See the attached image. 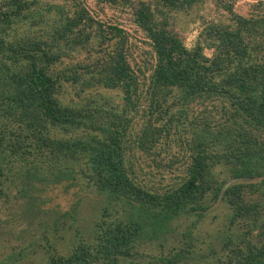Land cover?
Returning <instances> with one entry per match:
<instances>
[{
	"label": "trees",
	"instance_id": "1",
	"mask_svg": "<svg viewBox=\"0 0 264 264\" xmlns=\"http://www.w3.org/2000/svg\"><path fill=\"white\" fill-rule=\"evenodd\" d=\"M56 186L91 219L44 264H264V0H0V201ZM221 202L215 247L195 230Z\"/></svg>",
	"mask_w": 264,
	"mask_h": 264
},
{
	"label": "rangeland",
	"instance_id": "2",
	"mask_svg": "<svg viewBox=\"0 0 264 264\" xmlns=\"http://www.w3.org/2000/svg\"><path fill=\"white\" fill-rule=\"evenodd\" d=\"M48 1L51 3H60L62 0H39ZM245 0H239V5L244 4ZM203 9V8H202ZM200 10L199 12H203ZM187 21L176 20L175 30L180 34L184 43L189 47L193 46L197 41L202 24L198 14L189 17ZM125 30L136 37V45L130 47L129 60L132 65L144 63V55L146 51L150 50L147 43V38L142 33L136 32L134 26L126 24ZM207 55L212 52L205 51ZM105 93L112 101H117L119 98L116 93ZM198 109L196 103L193 105ZM44 203L40 206L29 205L26 201H15L11 198L5 202L0 201V264H44L49 257L50 247L56 248L60 253L64 252L62 248L68 244L67 238L75 234L76 230L81 231V226L88 228L89 220L91 219V212L89 207V198L92 197L82 187H75L64 193L63 186H56L47 189L43 194ZM74 208L77 212V221H69L68 225L72 224L71 229L66 232L62 231V225L56 218L58 212ZM228 214V209L224 203H216L215 207L208 212L202 221L196 225V234L204 240L205 243L213 242L216 247L215 239L222 232V224ZM23 215V216H22ZM19 216H22L19 217ZM88 220V221H87ZM195 217L190 219H181V225H187ZM20 221L18 226L15 223ZM179 222V221H178ZM81 229V230H80ZM68 234V235H67ZM76 235V234H75ZM178 238V234H175ZM141 252L148 254L159 255V248L157 243H141L138 246ZM203 251L208 249L207 245H202ZM160 249V248H159ZM54 250V249H53Z\"/></svg>",
	"mask_w": 264,
	"mask_h": 264
}]
</instances>
